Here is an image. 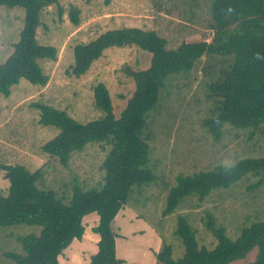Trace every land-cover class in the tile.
I'll return each instance as SVG.
<instances>
[{
	"label": "rangeland",
	"instance_id": "1",
	"mask_svg": "<svg viewBox=\"0 0 264 264\" xmlns=\"http://www.w3.org/2000/svg\"><path fill=\"white\" fill-rule=\"evenodd\" d=\"M212 1L57 0L45 7L39 15L35 39L40 45L53 46L56 59H37L42 74L48 76L44 86L19 79L7 96L0 95V164L22 165L29 171L41 168L45 180L39 186L67 197L65 202L74 183L84 189L99 185L103 176L100 167L108 147L88 144L82 151L73 152L62 167L41 150L58 128L38 123V105L64 111L80 123L99 119L103 112L94 106L93 89L101 83L117 118L134 90L131 72L147 68L150 54L136 47H108L84 74L75 76L71 71L74 46L90 42L107 30L127 27L154 30L165 39L168 49L182 42L209 41L211 30L207 24ZM72 9L78 11V25L71 21ZM23 21V7L0 5V63L12 52ZM209 79L201 70L168 75L158 107L156 104L147 114L145 130L151 135L147 141V168L154 179L131 188L126 205L113 221L116 256L123 264H162L155 254L164 244L171 246L173 259L181 257L184 247L173 234L178 216L184 217L195 231L198 245L208 248L215 243L205 227L209 216L231 238L241 225L264 219V183L248 190L257 181L250 175L228 188L213 190L201 202L196 197H185L172 213H161L178 174L190 175L216 165H232L245 157L264 156V123L250 138L252 129L227 127L221 138L214 139L201 127L200 121L208 115L205 93ZM3 173L0 170V193L6 194L8 182ZM96 220L94 213L84 216L85 232L64 250L59 257L61 263H88L96 251L97 236L91 231ZM39 230L38 226L25 224L0 226V264H14L4 254L21 253L18 238L38 234ZM255 254L253 249L245 258L230 264H248Z\"/></svg>",
	"mask_w": 264,
	"mask_h": 264
},
{
	"label": "trees",
	"instance_id": "2",
	"mask_svg": "<svg viewBox=\"0 0 264 264\" xmlns=\"http://www.w3.org/2000/svg\"><path fill=\"white\" fill-rule=\"evenodd\" d=\"M57 0H0L6 7L24 8L23 27L12 52L0 63V95L7 96L19 79L44 86L48 76L42 74L37 59H56L53 46L36 42V30L41 11ZM76 9L70 11L78 25ZM209 41L182 42L174 49L166 48L165 39L154 30L136 27L107 30L94 40L74 46L75 76L84 74L92 61L108 47H136L150 54L145 69L131 72L134 90L116 118L105 86L93 89L94 106L103 112L99 119L80 123L64 111L39 104L38 123L58 128V133L41 146V150L62 167L73 152L88 144L107 146L101 163L102 182L87 189L72 185L67 197L39 186L45 180L41 168L33 171L22 165L0 164L8 182L6 194L0 193V226L34 225L38 234L18 238L21 253L7 252L14 264H65L59 261L64 250L85 232L84 216H97L91 231L97 236L96 251L87 264H123L116 256L113 221L127 203L131 188L151 182L154 175L147 168L148 144L151 136L145 130L147 114L159 104L160 92L168 75L182 71L208 76V115L200 121L214 139L224 128L252 129L248 138L264 123V0H213ZM204 58V59H203ZM187 73V72H186ZM157 104V107H158ZM156 107V108H157ZM248 175V176H247ZM257 177L247 187L259 188L264 183V156L245 157L232 165H216L210 170L190 175L178 174L166 197L163 216L174 211L185 197L201 202L213 190L228 188L243 177ZM58 193V192H57ZM209 219L205 227L215 239L211 248L198 245L196 233L186 219L178 216L173 234L184 251L173 259L172 248L164 244L155 254L162 264H230L243 259L256 249L248 264H264V219L238 227L234 238L222 226Z\"/></svg>",
	"mask_w": 264,
	"mask_h": 264
}]
</instances>
